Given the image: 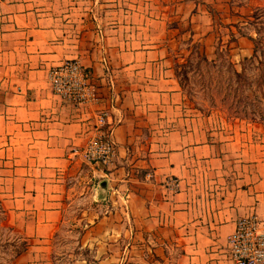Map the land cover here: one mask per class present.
Masks as SVG:
<instances>
[{"label": "crops", "instance_id": "0c3cea01", "mask_svg": "<svg viewBox=\"0 0 264 264\" xmlns=\"http://www.w3.org/2000/svg\"><path fill=\"white\" fill-rule=\"evenodd\" d=\"M260 7L264 0H0V199L36 256L66 208L83 203L98 237L124 245L108 264H233L227 241L238 218L264 216V132H224L187 97L175 58L189 55L184 40L207 57L219 43L249 55L253 43L238 28ZM77 57L99 89L95 105L52 90L50 69ZM102 109L117 145L105 168L71 153Z\"/></svg>", "mask_w": 264, "mask_h": 264}, {"label": "rangeland", "instance_id": "374dc122", "mask_svg": "<svg viewBox=\"0 0 264 264\" xmlns=\"http://www.w3.org/2000/svg\"><path fill=\"white\" fill-rule=\"evenodd\" d=\"M183 27L176 26L180 30ZM238 31L253 43L249 55L233 56L229 44L219 43L216 54L207 57L199 42L184 40L180 48L190 53L185 58H175L176 77L192 104L211 116L224 132H242L248 126L252 132H264V8H258ZM83 209V203L68 206L48 247L36 256L31 241L10 223L0 199V264L110 263L107 256L119 253L124 245L102 241L92 228L93 217Z\"/></svg>", "mask_w": 264, "mask_h": 264}, {"label": "built area", "instance_id": "2783aa9c", "mask_svg": "<svg viewBox=\"0 0 264 264\" xmlns=\"http://www.w3.org/2000/svg\"><path fill=\"white\" fill-rule=\"evenodd\" d=\"M90 77V71L79 57L53 66L48 76L53 92L76 106L95 105L100 101L99 89ZM109 119V109L95 112L85 145L73 148L71 153L83 162L103 168L113 164L117 145ZM167 184L172 190L180 188L176 178H170ZM227 250L233 264H264V216L254 212L238 218L235 230L228 236Z\"/></svg>", "mask_w": 264, "mask_h": 264}, {"label": "water", "instance_id": "95a60500", "mask_svg": "<svg viewBox=\"0 0 264 264\" xmlns=\"http://www.w3.org/2000/svg\"><path fill=\"white\" fill-rule=\"evenodd\" d=\"M107 189V181L106 180H103L101 183H100V187H99V194L102 195L104 194L103 192Z\"/></svg>", "mask_w": 264, "mask_h": 264}, {"label": "trees", "instance_id": "16d2710c", "mask_svg": "<svg viewBox=\"0 0 264 264\" xmlns=\"http://www.w3.org/2000/svg\"><path fill=\"white\" fill-rule=\"evenodd\" d=\"M232 39H233V38H232ZM251 39L254 40V38H253L252 36H251ZM236 73L239 75V72H236ZM22 250H24V249H22Z\"/></svg>", "mask_w": 264, "mask_h": 264}]
</instances>
